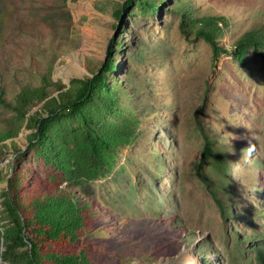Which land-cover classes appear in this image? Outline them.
<instances>
[{
    "label": "rangeland",
    "instance_id": "rangeland-1",
    "mask_svg": "<svg viewBox=\"0 0 264 264\" xmlns=\"http://www.w3.org/2000/svg\"><path fill=\"white\" fill-rule=\"evenodd\" d=\"M125 2L66 0L72 22L64 30L61 0H0V87L10 99L41 75L68 86L64 79L89 75L111 52L117 68L108 78L121 86L119 107L131 120L115 112L106 115L107 124H130L129 142L115 149L106 173L62 184L108 216L98 234L121 223V236L107 237L114 236L112 242L95 238L96 264H256L253 247L264 249V57L249 49L245 64L231 54L214 59L202 38H184L182 15L174 9L188 4L192 15L223 17L217 41L227 47L264 25V0H165L154 10ZM77 5L90 11L78 13ZM119 6L120 18L114 13ZM51 11L55 39L41 24ZM31 23L37 35L24 28ZM12 117V110L0 106V127L15 126ZM200 128L237 151L229 179L199 161ZM32 130L22 126L11 140L25 149ZM15 157L11 149L0 154V264H11L3 258L8 225L2 191ZM20 163L54 185L30 152ZM200 175L229 185L225 215ZM246 234L258 237L242 238Z\"/></svg>",
    "mask_w": 264,
    "mask_h": 264
},
{
    "label": "trees",
    "instance_id": "trees-1",
    "mask_svg": "<svg viewBox=\"0 0 264 264\" xmlns=\"http://www.w3.org/2000/svg\"><path fill=\"white\" fill-rule=\"evenodd\" d=\"M65 1L61 0L58 20L61 21L60 28L67 30L72 21ZM132 1L126 0L125 5ZM136 1L150 10L165 5V0ZM178 6L174 10L182 15L179 29L184 38H202L209 44L214 59L223 53L231 54L237 62L245 64L249 49L254 55L264 57V25L245 31L226 47L217 41L222 30L219 22L223 17L192 15L188 4ZM11 10L14 11L13 7ZM87 11L90 10L85 5H77L78 13ZM121 12L119 6L115 16L120 18ZM48 13L52 15V11ZM51 15L48 22L41 24L55 39L57 28L52 24ZM1 18L7 20L5 15ZM32 26L33 23L31 27L24 25V28L36 34ZM34 26L39 31L42 29L40 25ZM116 68L113 55L109 52L104 61L89 68V75L72 78L68 86L60 80L53 81L49 76L41 75L35 85L33 82L23 85L12 99H7L6 91L0 87V106L13 111L12 122L15 125L0 127V154L11 149L16 155L11 162L7 185L2 191L3 213L8 225L4 233L6 249L3 258L11 264H96L91 247L100 239L95 238L102 237L112 242L114 236H108H121V223L118 221L116 226L107 229L110 230L108 234L104 230V233L98 234L101 226H107L103 223H110L108 216L106 218L104 211L91 198L74 193L69 185L62 186L63 183L75 184L106 173L115 149L129 142L131 125L110 126L106 119V115L115 112H119L121 117L127 116L122 112L124 108L119 107L122 106L118 99L123 93L121 86L108 78V73ZM128 119L131 120V117ZM22 126L33 129L25 136V149L18 141L11 140ZM200 130L203 144L199 161L211 164L229 179L228 167L237 151H230L228 145L213 139L203 128ZM24 152H30L37 158L54 185H48L24 168L20 163ZM200 176L222 215H225L229 207V185L221 180L217 183L206 175ZM257 237L246 234L242 238ZM253 250L256 264H264V249L255 246ZM161 253L165 254V251Z\"/></svg>",
    "mask_w": 264,
    "mask_h": 264
},
{
    "label": "water",
    "instance_id": "water-1",
    "mask_svg": "<svg viewBox=\"0 0 264 264\" xmlns=\"http://www.w3.org/2000/svg\"><path fill=\"white\" fill-rule=\"evenodd\" d=\"M76 77H78V76H76ZM69 80H70V78L69 79H64V81H65V83H69ZM6 184H7V182H6Z\"/></svg>",
    "mask_w": 264,
    "mask_h": 264
}]
</instances>
